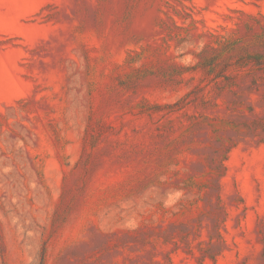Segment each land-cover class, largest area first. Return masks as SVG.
<instances>
[{
    "label": "rangeland",
    "instance_id": "374dc122",
    "mask_svg": "<svg viewBox=\"0 0 264 264\" xmlns=\"http://www.w3.org/2000/svg\"><path fill=\"white\" fill-rule=\"evenodd\" d=\"M0 264H264V0H0Z\"/></svg>",
    "mask_w": 264,
    "mask_h": 264
}]
</instances>
